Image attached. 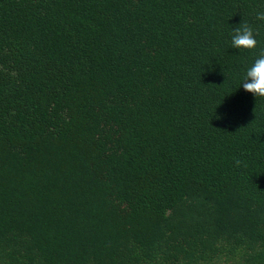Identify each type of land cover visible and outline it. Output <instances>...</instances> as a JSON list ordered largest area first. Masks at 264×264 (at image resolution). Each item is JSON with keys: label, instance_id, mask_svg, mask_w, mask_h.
Masks as SVG:
<instances>
[{"label": "trees", "instance_id": "16d2710c", "mask_svg": "<svg viewBox=\"0 0 264 264\" xmlns=\"http://www.w3.org/2000/svg\"><path fill=\"white\" fill-rule=\"evenodd\" d=\"M261 10L0 0V264H264Z\"/></svg>", "mask_w": 264, "mask_h": 264}, {"label": "clouds", "instance_id": "9594fccd", "mask_svg": "<svg viewBox=\"0 0 264 264\" xmlns=\"http://www.w3.org/2000/svg\"><path fill=\"white\" fill-rule=\"evenodd\" d=\"M257 21L264 22V10L257 11ZM257 33L253 27L247 23H242L233 30L231 38L232 48L242 50H253L257 47ZM247 93L252 94L255 98H264V52H261L255 59L254 63L246 70L241 86ZM223 119V115L217 117ZM236 167L243 163L241 160L234 161Z\"/></svg>", "mask_w": 264, "mask_h": 264}]
</instances>
